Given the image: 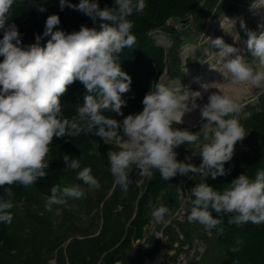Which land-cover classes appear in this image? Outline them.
Instances as JSON below:
<instances>
[{"label": "clouds", "instance_id": "1", "mask_svg": "<svg viewBox=\"0 0 264 264\" xmlns=\"http://www.w3.org/2000/svg\"><path fill=\"white\" fill-rule=\"evenodd\" d=\"M259 2L264 4V0ZM14 3L15 0H0V30L3 31L0 39V57H3L0 61V188L17 183L27 188L45 178L50 161L49 146L54 137L95 134L106 144L115 142L118 146V151L108 152V163L115 183L125 193L134 167L140 176L148 178L153 176V170H158L163 180L192 173L202 179L190 189L189 223H199L209 234L213 230L224 233L221 214L228 215V225L264 224V169L257 170L254 177L239 175L222 191L207 183L208 177L216 179L228 174L225 164L233 158L236 143L246 136L240 123L246 115L244 105L226 93L225 87L264 89V31L249 30L241 21L247 35L243 43L251 59L220 37H206L211 46L220 49L222 66L211 68L223 76L224 83L201 84L206 93L210 89L218 90L210 92L208 103L202 107L195 102L203 98L200 91H180L157 82L144 96L143 110L124 116L122 107L126 101L121 94L130 90L132 78L121 70L120 54L136 41L132 33L134 24L129 17L143 13L145 0H114L112 7L103 9L97 0H79L78 4L59 0L61 11L65 7L79 11L93 21L94 27L81 25L79 31L66 33L57 28L60 17L52 14L46 19L43 35H36L35 43L26 47L21 46L17 26L9 22ZM32 3L38 11H46L35 0ZM45 37L49 39L41 45ZM233 37L237 42L241 40L240 36ZM76 81L86 90L84 103L68 119L62 113L61 97ZM197 107H200L201 120L206 121L200 131L173 127L182 123L185 113ZM109 110L124 117L122 121L103 114ZM120 131L126 140L122 141ZM197 142L202 158L199 166L177 160L174 149ZM63 160L66 168L79 170L75 178L87 189L80 184L53 185L45 199V210L51 212L54 205L59 206L57 215L60 207H73L70 199L79 200L86 190L101 186L90 167L81 168L79 159L65 155ZM186 160L190 161L191 157ZM178 189L180 198L184 199V192ZM4 194L8 199L0 198V222L10 224L14 207L11 187H6ZM169 212L168 207L159 205L153 208L152 217L161 222Z\"/></svg>", "mask_w": 264, "mask_h": 264}, {"label": "rangeland", "instance_id": "2", "mask_svg": "<svg viewBox=\"0 0 264 264\" xmlns=\"http://www.w3.org/2000/svg\"><path fill=\"white\" fill-rule=\"evenodd\" d=\"M189 4V3H188ZM255 7V8H253ZM159 25L145 33L162 49V55L155 61L154 85L157 82L183 91H200L202 99L196 104L208 103L210 92L201 88L208 78L213 81L223 76L211 67H221L220 49L211 46L206 37H220L225 43L241 49L242 54L251 59L243 43L247 39L241 21L247 29L264 31V4L259 0H191L190 5L176 6ZM233 36H240L239 42ZM159 64H162L159 70ZM209 71V72H208ZM209 77L201 79L202 73ZM225 92L236 97L244 105L240 123L245 129V138L235 145L233 158L229 162L242 159L262 143L264 137V89L228 85ZM191 107V105H189ZM197 109V110H196ZM185 113L189 119L174 128L190 132L200 131L202 124L200 107ZM143 110V107L141 111ZM140 111V112H141ZM196 112L197 114H194ZM122 141L123 132L118 133ZM118 151L115 142L106 144L95 134L90 145L81 150V168L90 167L92 175L99 181L100 188L86 190L79 200H69L73 207H60V214L45 210V199L50 194L39 191L43 181L38 179L26 188L25 194L11 197L14 209L24 218L20 234L25 241L19 246L2 251L0 264H218L223 252L217 240V232L205 231L199 223H189L188 198L199 176L177 174L170 180H163L158 170H153L151 178L142 177L135 167L129 174L131 183L127 193L115 183L110 172L108 152ZM178 161L202 162L200 145L186 144L174 149ZM196 154V155H193ZM186 157H191L190 161ZM79 171V170H78ZM77 172V171H76ZM69 177L67 186L83 185ZM152 179L151 182H149ZM148 196L138 206V200L146 192ZM184 199L180 198V190ZM155 195V197H154ZM151 202L152 207H149ZM164 205L170 209L161 222L152 217L154 207ZM120 244V245H119ZM119 247L111 254V249ZM107 261L105 263V257Z\"/></svg>", "mask_w": 264, "mask_h": 264}, {"label": "trees", "instance_id": "3", "mask_svg": "<svg viewBox=\"0 0 264 264\" xmlns=\"http://www.w3.org/2000/svg\"><path fill=\"white\" fill-rule=\"evenodd\" d=\"M97 2L101 9L114 5V0H97ZM190 2L191 0H145L146 7L143 13H134L129 17L134 24L132 33L136 37V41L131 47H126L122 50L119 60L121 70L132 78L130 90L121 94V98L126 101V106L122 107L124 116L141 111L143 107L142 100L153 87L152 83L155 80V61H158L162 55V49L145 36L147 35L145 31L159 25L172 11L176 12L178 10L175 9L176 6L190 5ZM35 3L43 5L46 11H38L33 6L32 0H15L9 15V22L14 23L21 34V46L26 47L33 44L35 43L36 35H43L46 19L52 14L60 17L61 23L57 28L66 33L79 31L81 25L89 28L94 27L93 21L79 11L68 7L61 11L59 0H35ZM70 3L78 4L79 0H70ZM2 37L3 31L0 30V39ZM47 39L49 37H45L41 41V45H44ZM2 60L3 57H0V61ZM161 67L162 64H159V70ZM85 91L84 86L79 81H76L69 87L68 92L61 97L62 113L65 118L71 119L75 115L77 108L83 105ZM103 114L118 121H122L124 118L117 116L110 110L105 111ZM91 136L92 134L85 135L82 133L76 137L68 135L59 138L54 137L52 144L49 146L48 159L50 161L49 168L46 169L48 175L41 179L43 184L39 191L50 194V189L53 185L67 186L66 179L75 176L78 170L66 168L63 157L65 155H68L70 159L79 157L80 151L90 145ZM225 168L229 170L227 175L219 176L216 179L208 177L207 183L222 191L228 187V184L233 179L241 174L254 177L257 170L264 169V137L261 145L255 147L250 154L245 155L240 160L227 162ZM201 179L202 177L197 178L194 186L201 182ZM151 181L152 179L149 182ZM6 187H11L13 196L25 194L26 192V188L18 183L11 186L6 185L4 188H0V198L8 199L4 194ZM150 190L151 187H148L138 200L137 204L139 207L147 196L152 198L153 201L155 200L152 194L147 195V191ZM188 206L190 208L189 203ZM11 212L13 219L10 224L0 222V253L4 250L9 251L25 241L20 235L25 223L24 218L14 208L11 209ZM213 215L217 216L216 213H213ZM219 218L223 220L225 231L223 234H217V240L223 252V257L218 264H264V224L252 225L249 223L244 226H235L228 225V215L221 214ZM238 241L240 243H237ZM119 245L111 249V254ZM232 248H238L239 250L231 251L230 249ZM107 258L109 256L105 257V263Z\"/></svg>", "mask_w": 264, "mask_h": 264}, {"label": "bare ground", "instance_id": "4", "mask_svg": "<svg viewBox=\"0 0 264 264\" xmlns=\"http://www.w3.org/2000/svg\"><path fill=\"white\" fill-rule=\"evenodd\" d=\"M209 72V71H208ZM209 77V73H207V72H204V73H202V76H201V79H206V78H208ZM213 81V79L212 78H208V81L206 82V83H208V82H212ZM217 81H219V82H223V80L222 79H217ZM211 90H213V89H210L209 91H211ZM197 110V109H196ZM194 114H197L196 112H194ZM187 119H189L188 118V116L185 114L184 116H183V118H182V120H187Z\"/></svg>", "mask_w": 264, "mask_h": 264}]
</instances>
